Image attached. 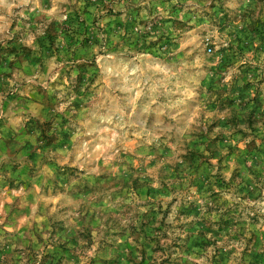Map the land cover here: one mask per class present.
<instances>
[{
    "label": "rangeland",
    "instance_id": "374dc122",
    "mask_svg": "<svg viewBox=\"0 0 264 264\" xmlns=\"http://www.w3.org/2000/svg\"><path fill=\"white\" fill-rule=\"evenodd\" d=\"M0 264H264V0H0Z\"/></svg>",
    "mask_w": 264,
    "mask_h": 264
}]
</instances>
